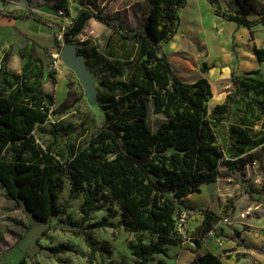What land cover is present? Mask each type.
<instances>
[{
    "label": "trees",
    "instance_id": "trees-1",
    "mask_svg": "<svg viewBox=\"0 0 264 264\" xmlns=\"http://www.w3.org/2000/svg\"><path fill=\"white\" fill-rule=\"evenodd\" d=\"M189 1L152 0L145 25L128 28L115 23L105 15V9H98L95 3L82 4L71 22L66 24L33 7L0 9V14L10 19L34 20L48 28L59 29L66 43L78 37L91 18L103 21L125 42L137 41L131 61L109 65L112 76L126 74V79L114 84L106 83L104 79L100 81L106 87L98 96L104 112L100 129L69 145L68 151L61 153L62 160L32 145L34 130L49 120L55 104L53 95L43 91L40 77L45 69H41L34 80L27 74L31 73L36 61L43 64V59L29 54L25 57L23 73L13 74L17 83L14 93L0 91V189L5 190L9 199L24 206L34 219L49 222L58 218L83 236L90 249L88 264L94 263L96 253L110 258L107 264H124L114 263L111 245L95 236L96 229L109 227H122L125 231L151 237L147 241L138 235L129 242L135 258L133 264H151L157 254L168 256L170 246L184 240L178 226L184 211L190 216L192 210L203 215L199 237L195 240L199 247L201 239L214 228L221 215L208 208L189 206L185 198L200 193L204 185L216 182L221 176V168L242 171L246 165L245 158H227L215 122L223 121L227 109L240 98L259 102L255 98L259 93L264 94V82L256 83L233 73L236 90L229 94L226 102L209 109L213 97L209 79L200 77L195 82H185L163 50L178 32L181 13ZM208 1L215 14L226 20L250 28L264 25V6L258 10L256 5L260 2L257 0H239L237 10L221 0ZM54 38L55 45L50 50L62 47L57 37ZM78 49L86 57L82 48L78 46ZM255 53L264 61V45L256 46ZM9 59L10 55L4 56L5 67ZM207 70L204 63L202 71ZM68 87V94L59 106L61 111L68 110L77 101L70 102L73 82H69ZM262 102L264 104V99ZM150 103L155 114L165 117L155 130L148 123ZM252 105L248 108L252 109ZM259 112V117H264V111ZM18 142L22 144L19 149L16 148ZM243 143L249 141L244 138ZM11 150L13 155L7 158ZM27 150L33 151L37 158L25 157ZM64 177L69 180L72 198L80 193L84 195L80 220L73 219L68 213V203L59 202ZM102 209H107L108 214L90 221L92 213ZM117 215L119 221L115 223L111 219ZM188 222L191 223V218ZM4 237L5 233L0 229V243ZM50 250L58 254L71 248L61 244ZM243 257L250 256L236 253L229 254L227 259ZM188 264L227 263L209 251L196 255Z\"/></svg>",
    "mask_w": 264,
    "mask_h": 264
},
{
    "label": "rangeland",
    "instance_id": "rangeland-1",
    "mask_svg": "<svg viewBox=\"0 0 264 264\" xmlns=\"http://www.w3.org/2000/svg\"><path fill=\"white\" fill-rule=\"evenodd\" d=\"M197 1L195 0L194 2L196 3ZM257 1L260 2L256 5L259 10L264 6V0ZM92 3H95L98 9L104 8L105 15L126 28L144 26L152 7V0H12L9 7H33L45 12L49 11L51 14L63 9L68 14V20L59 19V21L64 24L71 22L72 17L78 13L82 4L92 5ZM182 13L183 26L185 28L184 34L196 41L197 38H200V34L196 35L194 32L189 31L194 25L192 23V6L188 3ZM0 26L7 31L4 35L2 33L0 37V60L3 59L6 53H9L12 57L18 56L16 57L17 61H23L18 54L21 52L26 53L31 49L27 35L35 31L38 35L45 37L49 35L57 37L61 46L66 43L59 29L46 32L40 30L37 24L26 22L25 20L12 23L0 17ZM259 33L261 37L264 36V31L261 28ZM71 43L77 48L78 46L81 47L86 54L85 59L92 75L94 89L88 91L84 87L80 76L62 59L61 48L44 51L50 69L49 72L52 75L46 82L45 89L53 95L55 104L49 120L46 123L39 124L31 136L32 145L36 149L42 148L50 155H54L58 160H62L61 153H66L69 145L83 140L86 135L89 136L100 129L104 112L98 96L102 95L106 90V87L100 81L104 79L106 83L114 84L125 80L126 74L112 76V68L109 65L111 62L118 64L119 61H131L137 45L136 40L125 42L119 34L113 32L110 26L96 18H91L82 33L74 38ZM177 56L180 58H175L174 62L173 55L169 54L170 60L176 69L181 71L182 75L185 72L182 65L185 64L186 67H189L183 78L188 82H192L195 78L193 75L196 65L189 62H194L193 56L191 54ZM179 59L182 60L180 61ZM195 75L197 74L195 73ZM60 76L66 79L67 86L69 82H73V94L70 102L77 99L73 106L66 111L59 109L61 102L57 99L58 84L56 85V81ZM59 89L60 94L63 95L65 89L64 80L60 82ZM255 99L259 102H255L256 100L254 101L255 103L247 102L240 98L232 106L248 108L249 105L254 104L252 106L256 107V109L252 107L251 110H248L249 113H246V120L257 124V116L260 114L257 112V108L258 111H264L262 102L264 94L259 93ZM163 119H165L164 115L155 114L153 105L150 103L148 116L150 127L154 130L157 129ZM215 126L220 142L226 154L229 155L228 132L225 124L223 121H216ZM74 127H78V129L73 131ZM20 147H22V144L18 142L16 148L19 149ZM12 155L13 151L11 150L6 157L11 158ZM24 155L28 159L37 158L33 151L30 150H27ZM207 192L210 194L209 199L204 197ZM243 194L246 200L242 198ZM248 194H252L253 198H250ZM70 195V183L68 178L64 177V188L59 192V202L61 204L68 203V213L73 219L80 220L82 218L80 208L84 195L80 193L73 198ZM184 201L187 205L194 208H208L221 215L223 221H219L214 225V228L217 227L218 230L216 236L224 235L226 227H231L234 230L238 228L248 229L254 234L262 233L261 230L264 231V221H262V219L264 220V172L256 176L255 171L246 173L244 171L221 168V176L217 182L204 186L202 192L194 193L186 197ZM245 201L247 205L242 206ZM192 212V216L186 211L183 217L178 219L179 232L185 243L181 244L182 249H179V246L170 247V252L174 255V259L177 257V251L181 253L187 248L196 249L195 240L199 237V226L203 215L194 210ZM107 214V209L92 213L90 221L99 220ZM224 217H228L229 222H225ZM189 218H191V223L188 222ZM111 220L117 223L119 215ZM0 229L5 233V237L0 243V264H88L90 249L83 236L76 234L68 224L58 218H54L49 222L34 219L24 206L9 199L4 189H0ZM138 235L144 236L147 241L151 238L145 233L125 231L122 227L95 230V236L99 241L108 242L111 245L113 249L111 259L114 263H134L135 258L128 245ZM190 243L192 244L190 245ZM61 244H67L71 250L58 254H54L50 250V247ZM262 248H264V244ZM227 250L229 249L224 248V251ZM109 261L110 258L106 255L96 253L93 264H107ZM160 261L174 264V260L170 256L163 254L155 255L151 264H158Z\"/></svg>",
    "mask_w": 264,
    "mask_h": 264
},
{
    "label": "crops",
    "instance_id": "crops-1",
    "mask_svg": "<svg viewBox=\"0 0 264 264\" xmlns=\"http://www.w3.org/2000/svg\"><path fill=\"white\" fill-rule=\"evenodd\" d=\"M5 1L0 0V9H14L18 7L32 8L23 6L10 8L9 5H11L12 0ZM194 1L195 0L189 1V5L192 6L193 9L192 23L194 24L189 31L194 32L196 35L200 34V38H197L195 41L192 37H187L184 34L185 28L182 20L178 32L173 39L163 47V50L168 55H173L174 62L175 58H180L177 55L191 54L193 56L194 62L192 61L189 63L196 65L194 72L197 75L194 73L193 76H195V78L192 82H195L200 77H206L209 79L213 89V97L209 102V109L212 110L217 104L226 102L229 94L236 90L232 82L233 73L241 77H248L255 80L256 83L264 82V61L259 60L255 53L256 46L264 45V36L261 37L259 33L260 28L264 31V25H258L254 28L239 25L237 22L229 21L216 15L214 7L208 0H198L196 3ZM221 1L224 4H228L233 10H237L240 7L239 0ZM47 12L51 14L49 11ZM55 14L52 15L54 16ZM182 15L183 13H181V18ZM0 17L1 19H6L12 23L17 21L23 22L21 19H10L1 14ZM25 21L37 24V26L40 27V30L46 32H48V30H54L34 20ZM5 30L6 29L0 26V37L2 33L3 35L7 33ZM27 37L29 38L31 49L26 53L21 52L18 54L23 61H17L16 57L18 56L15 55L12 57L9 53L5 54L10 55L6 67L4 66V57L0 60V91L5 94L14 93L17 83L13 74H22L26 62L25 57H28L29 54H34L43 59V64L36 61L31 73L27 74L32 76L30 77V80H34L35 77L40 74L39 71L44 68V73L40 79L42 80L43 91L50 94L45 89V85L52 75L49 72L50 69L44 51L49 50L55 45V38L51 35L47 37L38 35L36 31L27 35ZM204 63H206L208 67V70L205 73L202 71ZM173 66L178 75L184 80L183 75L187 72L189 67H186L185 64L182 65L184 67L183 70L185 71L182 75L181 71L176 69L174 64ZM63 80L65 89L63 95H61L59 84ZM184 81L192 83L186 80ZM57 84V99L62 103L68 94L66 79L63 76H60L56 81V85ZM248 110L251 109L230 106L226 111V117L223 122L228 132L227 136L230 149L229 155H226L227 158L232 159H247L242 172L244 171L247 173L255 171V175L257 176L260 175L261 172H264V117H259L260 115H258L256 121L257 124L247 122L246 113H249ZM257 112L259 111L257 110ZM244 138L249 141L248 144L243 143ZM210 184L204 186H209ZM248 196L253 198L252 194H248ZM204 197L209 199L210 194L207 192ZM242 198L246 200L244 194ZM246 205L247 202L245 201L242 206ZM262 221L264 220L262 219ZM261 232L262 233L254 234L248 229L244 230L238 228L237 230H234L231 227H226L224 229V235L216 236L218 230L213 229L201 239V244L198 248L188 249L186 247L187 250L182 251L181 253L177 251V257L175 259L169 249L168 257L170 256L171 259L174 260V264H188L196 255L211 251L219 255L227 264H240L242 262L244 264H253L252 259L255 260L256 264H264V248H262L264 244V231L261 230ZM220 240H222V242ZM182 243H185V241L183 240ZM181 244L173 246H179L178 248L182 249L183 247H181ZM224 248H228L229 250L224 251ZM236 253L247 254L250 257L233 260L227 259L229 254ZM164 264L168 263L164 262Z\"/></svg>",
    "mask_w": 264,
    "mask_h": 264
},
{
    "label": "water",
    "instance_id": "water-1",
    "mask_svg": "<svg viewBox=\"0 0 264 264\" xmlns=\"http://www.w3.org/2000/svg\"><path fill=\"white\" fill-rule=\"evenodd\" d=\"M60 54L65 63L80 76L84 87L88 91H92L94 89L93 79L88 69L85 55L79 51L77 46L70 42L62 45Z\"/></svg>",
    "mask_w": 264,
    "mask_h": 264
},
{
    "label": "built area",
    "instance_id": "built-area-1",
    "mask_svg": "<svg viewBox=\"0 0 264 264\" xmlns=\"http://www.w3.org/2000/svg\"><path fill=\"white\" fill-rule=\"evenodd\" d=\"M55 16V18L57 19V20H59V19H61V20H64V21H67L68 20V17H67V13L63 10V9H59L57 12H56V14L54 15ZM66 23H68V22H66ZM66 23H64V24H66ZM69 23H70V21H69ZM61 51V50H60ZM59 55V54H58ZM59 57V56H58ZM57 62V61H56ZM186 213V211H184L183 212V214H185ZM182 217H183V215H182ZM219 221H223V218H221ZM224 221L225 222H229V218L228 217H224ZM213 229H217V227L216 228H213ZM212 229V230H213ZM211 230V231H212ZM210 231V232H211ZM221 242H222V240H220ZM192 244V243H191Z\"/></svg>",
    "mask_w": 264,
    "mask_h": 264
}]
</instances>
